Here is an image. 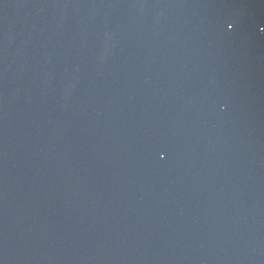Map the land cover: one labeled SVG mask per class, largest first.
<instances>
[{
    "label": "water",
    "instance_id": "water-1",
    "mask_svg": "<svg viewBox=\"0 0 264 264\" xmlns=\"http://www.w3.org/2000/svg\"><path fill=\"white\" fill-rule=\"evenodd\" d=\"M164 264H264V0H145Z\"/></svg>",
    "mask_w": 264,
    "mask_h": 264
}]
</instances>
